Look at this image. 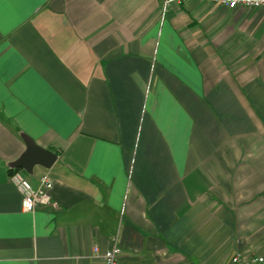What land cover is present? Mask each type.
Masks as SVG:
<instances>
[{
	"label": "crops",
	"instance_id": "1",
	"mask_svg": "<svg viewBox=\"0 0 264 264\" xmlns=\"http://www.w3.org/2000/svg\"><path fill=\"white\" fill-rule=\"evenodd\" d=\"M163 4L0 0V264L264 256V9ZM24 135L57 210L10 180Z\"/></svg>",
	"mask_w": 264,
	"mask_h": 264
},
{
	"label": "built area",
	"instance_id": "2",
	"mask_svg": "<svg viewBox=\"0 0 264 264\" xmlns=\"http://www.w3.org/2000/svg\"><path fill=\"white\" fill-rule=\"evenodd\" d=\"M187 1L195 0H164L163 8L166 10L172 4H182ZM208 3L220 5L229 10L239 8L264 9V0H201ZM16 181L12 177L17 176ZM11 182L18 188L23 196V209L26 212H34L38 207H50L53 210L58 209V204L52 200L51 190L53 188V179L48 174H43L40 178L39 186L35 188L22 172L14 170L10 177ZM94 254L102 258L103 264H118L122 254L118 238L115 239L112 248L105 251L102 255L98 247L94 248ZM231 264H264V256H246L242 253H236L231 258Z\"/></svg>",
	"mask_w": 264,
	"mask_h": 264
},
{
	"label": "water",
	"instance_id": "3",
	"mask_svg": "<svg viewBox=\"0 0 264 264\" xmlns=\"http://www.w3.org/2000/svg\"><path fill=\"white\" fill-rule=\"evenodd\" d=\"M26 151L13 163V169L24 170L28 175H32L36 166L51 169L58 159L54 152L39 146L32 138L24 135Z\"/></svg>",
	"mask_w": 264,
	"mask_h": 264
},
{
	"label": "clouds",
	"instance_id": "4",
	"mask_svg": "<svg viewBox=\"0 0 264 264\" xmlns=\"http://www.w3.org/2000/svg\"><path fill=\"white\" fill-rule=\"evenodd\" d=\"M17 178H18V174H17V176H13V177H12L13 181H16Z\"/></svg>",
	"mask_w": 264,
	"mask_h": 264
},
{
	"label": "trees",
	"instance_id": "5",
	"mask_svg": "<svg viewBox=\"0 0 264 264\" xmlns=\"http://www.w3.org/2000/svg\"><path fill=\"white\" fill-rule=\"evenodd\" d=\"M13 170H18V169H13Z\"/></svg>",
	"mask_w": 264,
	"mask_h": 264
},
{
	"label": "rangeland",
	"instance_id": "6",
	"mask_svg": "<svg viewBox=\"0 0 264 264\" xmlns=\"http://www.w3.org/2000/svg\"><path fill=\"white\" fill-rule=\"evenodd\" d=\"M25 175H27V174L25 173Z\"/></svg>",
	"mask_w": 264,
	"mask_h": 264
}]
</instances>
